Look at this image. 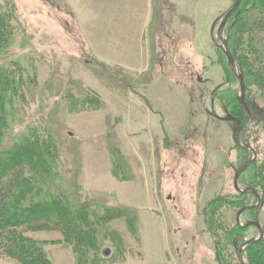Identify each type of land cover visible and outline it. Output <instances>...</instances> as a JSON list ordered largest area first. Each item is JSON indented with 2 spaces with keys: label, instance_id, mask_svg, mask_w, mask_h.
I'll list each match as a JSON object with an SVG mask.
<instances>
[{
  "label": "rangeland",
  "instance_id": "rangeland-1",
  "mask_svg": "<svg viewBox=\"0 0 264 264\" xmlns=\"http://www.w3.org/2000/svg\"><path fill=\"white\" fill-rule=\"evenodd\" d=\"M234 1L0 0L2 147L48 140L19 188L64 197L71 225L18 229L42 264H241L259 234L241 225L259 211L264 230V25L241 0L223 29L256 114L237 144L221 117L240 115V85L216 35ZM244 144L238 188L259 202L240 211L257 202L233 183Z\"/></svg>",
  "mask_w": 264,
  "mask_h": 264
},
{
  "label": "trees",
  "instance_id": "trees-1",
  "mask_svg": "<svg viewBox=\"0 0 264 264\" xmlns=\"http://www.w3.org/2000/svg\"><path fill=\"white\" fill-rule=\"evenodd\" d=\"M252 3L253 10L257 11V19L264 25V0H252ZM241 10V7L238 8L236 15L240 14ZM1 30H3V27L0 23V39L2 34ZM235 57L236 60L242 62V59L239 58L237 53ZM260 81L264 85V81ZM2 86H5L4 79H0V125L4 126L6 120L1 109V100L7 98L9 94H14L13 89L15 87H9L6 94L3 93L4 87ZM5 133L6 129L1 130L0 127V255H5L13 259L16 264H42L45 259L42 256H33V251L31 252L30 249H26V244L32 241L22 236L18 229L23 226L33 227L43 224V226H51L53 229L68 236L69 233L67 232L71 225L68 210H66L67 206L64 197H59L58 194L56 197L52 195L46 199L40 197L41 199L37 198L36 200L25 195L29 191V187H26L24 193L19 188V182L22 179L26 180L22 177L21 171L25 169L34 171L37 169L38 164H40L39 162H41L39 161V156L43 155L42 151H37L34 147L38 143L44 144L48 140H45V137L36 132L34 133V138L32 136L29 139H23V135L20 139V142H23H13V145L3 148L2 144ZM48 161L43 160V163H49ZM262 239L261 237L258 241L248 244V247L246 246L247 248H251L259 244V246L253 249L254 251L250 256L249 254L246 256L251 264H253L255 257H258V262L264 261L262 257L264 254ZM40 259L41 261L39 263L38 261ZM45 262L48 263V261Z\"/></svg>",
  "mask_w": 264,
  "mask_h": 264
},
{
  "label": "water",
  "instance_id": "water-1",
  "mask_svg": "<svg viewBox=\"0 0 264 264\" xmlns=\"http://www.w3.org/2000/svg\"><path fill=\"white\" fill-rule=\"evenodd\" d=\"M240 1L241 0H235L233 2L232 6L227 11H225V13L222 15V17L220 19V22H219V24L217 26L216 35L222 42L223 51H224V54H225V56L227 58V64H228L229 68L232 70V72L234 73V75L237 77V79L239 81V85H240L239 101H240L241 105L244 107V109H247L246 102H245L244 77H243V74L239 71V68H238V66H237V64L235 62V58H234L233 54L229 50L227 40L223 37L224 25H225L228 17L231 15V13L239 6ZM221 118L223 120L237 119V117H234V116H227V117H221ZM238 124L240 125V122H238ZM239 137H240V133L238 132L237 133V137H236L237 138V144H240L238 142L239 141ZM248 148H250L252 150L253 156L251 158H248L247 160H245L244 163L235 171L234 177H233V180H234L233 183H234V187L236 188V190H238L240 192H247V191H250V190L254 191L255 195H256V198H257V202H256V204L254 203V204L242 207L240 209V211L244 210L245 208H253L259 202V200H258L259 195L254 190V188L248 187V188H245V189H240V188H238V184H237L238 183L237 179H238V176L240 175V173L243 172V170L246 168V166L248 165L249 162L253 161L256 158V152L252 149L251 145H248ZM240 211L238 213H240ZM244 225L245 226L255 225L257 227V229H258L259 234L255 238L247 239L244 243H242L240 245V247L238 249V259H239V262L241 264H247V263L244 262V258H243V255H242V252H243L244 248L248 244L253 243L255 241H258L263 236V231H262V228H261L260 223L257 220V218L254 221L246 222Z\"/></svg>",
  "mask_w": 264,
  "mask_h": 264
},
{
  "label": "flooded vegetation",
  "instance_id": "flooded-vegetation-1",
  "mask_svg": "<svg viewBox=\"0 0 264 264\" xmlns=\"http://www.w3.org/2000/svg\"><path fill=\"white\" fill-rule=\"evenodd\" d=\"M245 102H246V100H245ZM246 107H247V109H240V115L239 116H235V115H233L234 117H237V119H232V120H235L236 122H237V132L239 131V133L241 134V133H243V131L248 127L247 125H245V121H246V119H245V117H246V112L245 111H252L251 109H250V106H248V103H246ZM249 111V112H250ZM250 114V120L251 119H253L254 118V112L252 111V114H251V112L249 113ZM256 115V114H255ZM238 122H240V125L238 124ZM241 122H243V124L241 123ZM247 126V127H246ZM248 145L249 144H244L243 146H244V148L246 149H250V148H248ZM241 174V173H240ZM262 205V204H261ZM260 207V206H259ZM259 215H260V212L258 211L257 212V214H256V218H257V220H258V218H259ZM259 221V220H258ZM242 227H245V225H241ZM262 231L264 232V230L262 229ZM251 244V243H250ZM246 248V247H245ZM244 248V249H245ZM242 255H243V252H242Z\"/></svg>",
  "mask_w": 264,
  "mask_h": 264
}]
</instances>
